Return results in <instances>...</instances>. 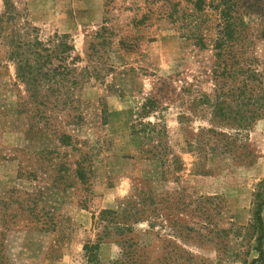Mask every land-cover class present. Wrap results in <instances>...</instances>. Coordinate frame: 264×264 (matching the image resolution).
Returning a JSON list of instances; mask_svg holds the SVG:
<instances>
[{"label":"rangeland","instance_id":"1","mask_svg":"<svg viewBox=\"0 0 264 264\" xmlns=\"http://www.w3.org/2000/svg\"><path fill=\"white\" fill-rule=\"evenodd\" d=\"M198 1L14 0L19 26L95 72L34 98L0 31V264H264V0H231L223 47L220 0ZM162 80L173 100L144 118L166 127L165 166L132 133ZM144 181L148 220L99 240Z\"/></svg>","mask_w":264,"mask_h":264},{"label":"trees","instance_id":"2","mask_svg":"<svg viewBox=\"0 0 264 264\" xmlns=\"http://www.w3.org/2000/svg\"><path fill=\"white\" fill-rule=\"evenodd\" d=\"M5 11L1 16L2 27L0 29L5 44L9 49L8 58L15 64L17 77L28 87L29 92L34 98H39V93L43 90L72 92V90L80 87L84 79L92 78L89 66L78 67L79 57L73 56L75 49L66 40L67 37L60 38L55 35L53 39L43 42L37 35L32 34L34 30L28 25V22L17 23L20 13L14 5V0H3ZM203 0L196 3V9H202ZM216 9L220 11L221 26L218 47H223L228 41H236L240 31L236 26V20L233 18V6L231 0H220L216 5ZM7 13V14H6ZM97 74V78H98ZM98 80V79H97ZM169 83L165 80L160 82V88L156 94L147 99L140 107L139 119L132 125V133L143 138V145L150 146L142 149V154H149L148 158L159 160L162 166H165V157L167 154V146L165 143L166 127L160 122H146L144 117H148L151 113L161 110L163 99L173 100V92L168 93ZM73 93V92H72ZM71 93V94H72ZM162 93H165L164 95ZM45 95L46 92H45ZM40 97L38 104H46V96ZM167 96V97H166ZM38 100V99H37ZM222 113L223 110H220ZM65 140L70 141L71 137L63 136ZM79 169V167H78ZM77 175L82 178V171H76ZM151 182H137L130 196L120 203L117 210H104L97 222L99 225L104 223L111 225L117 230V235L106 232L99 240H115L121 242L125 232H132L131 229H125L122 225L133 220L135 224L148 220V210L152 202L155 201L151 192ZM126 220V221H123ZM261 222V219L259 218ZM261 237L259 238L258 251L262 258V227ZM126 237V236H125ZM126 242V241H124ZM88 251V247H85Z\"/></svg>","mask_w":264,"mask_h":264}]
</instances>
